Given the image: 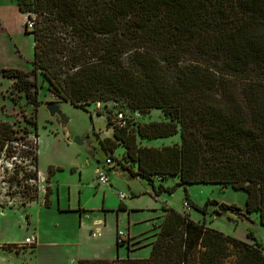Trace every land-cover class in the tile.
<instances>
[{
	"label": "trees",
	"instance_id": "obj_1",
	"mask_svg": "<svg viewBox=\"0 0 264 264\" xmlns=\"http://www.w3.org/2000/svg\"><path fill=\"white\" fill-rule=\"evenodd\" d=\"M14 1L27 20L24 34L33 37L31 71L3 68L0 76L24 93L34 132L0 121V160L22 151L31 155L34 171L14 165L9 183L37 180L41 75L57 101L76 108L123 105L119 111L126 127H113V139L100 145L109 155L119 146L125 149L129 165L122 166L120 159L117 164L127 179L146 181L155 196L188 185L242 191L246 213L256 214L264 226V0ZM150 110H160L165 120L139 124L141 114ZM30 135L34 142L27 140ZM176 135L179 145L160 148L136 141ZM154 178L178 183L155 189ZM18 194L26 197L21 205L38 196L27 184L10 195ZM49 194L46 188L45 207ZM210 205L217 203L194 208L206 214ZM163 210L147 259L77 264H264L251 231L246 237L252 243H247L193 222L187 214ZM2 249L18 253L23 247Z\"/></svg>",
	"mask_w": 264,
	"mask_h": 264
},
{
	"label": "rangeland",
	"instance_id": "obj_2",
	"mask_svg": "<svg viewBox=\"0 0 264 264\" xmlns=\"http://www.w3.org/2000/svg\"><path fill=\"white\" fill-rule=\"evenodd\" d=\"M13 6V9L9 10L4 7V1L0 0V16L6 22L0 24V69L3 68H14L24 72L31 71L30 62L33 58V37L31 35H25L23 31L24 22L26 17L17 13V7L14 0H8L7 5ZM5 4V5H6ZM6 5V7H8ZM16 7V10H15ZM0 17V20H1ZM32 79V77L30 78ZM4 85V84H3ZM11 85L5 92L0 93V121H8L15 124L20 129L26 128L31 133L34 132L33 126L31 125L32 119L29 117L32 111L31 106L26 107V103L23 100L24 93L17 92L12 89ZM37 87H38V101L40 106L37 109L36 124H37V136L38 141V172L39 174H47L48 168L59 167L63 169L55 174L60 187L61 202L68 199L65 185L75 184L79 180L78 173H81V183L85 184V189L82 193V198L87 199L88 197L94 196L98 188V174L95 170L98 168L107 176L109 185H112L113 189L122 191L123 188L117 187V184H127L133 182L127 179L126 175L121 173L118 166L115 163L107 166L105 161L109 157V154L104 152L100 142L103 139H112V127L111 118L113 112L124 109L123 105L119 103H96L92 104L85 109L76 108L69 102L57 101L50 92L48 83L44 80L41 75H37ZM2 99L4 101H2ZM7 100L13 105L12 107L7 106ZM60 107L62 114L68 119L67 130L69 132V138L62 132V130L49 118L45 106L48 103L54 102ZM26 108V109H25ZM165 118L160 110H150L146 114H141L138 118L139 124H147L153 121H164ZM87 134L89 140L92 142L91 149L87 148L84 143L82 145H76L72 143V139L75 137ZM28 141L34 142L36 138H32L30 135L27 138ZM137 144L140 146L160 148L163 146L179 145V135L166 138L157 139L150 141H140L136 139ZM21 145V142H18ZM24 152L28 149H22ZM26 150V151H25ZM22 152V151H21ZM20 151L15 155L14 165L23 168H27L28 171L33 172V163L31 161V155L22 156ZM125 149L119 146L113 150L111 157L113 159H120L122 166H127L129 163L125 160ZM12 162L7 159L0 163V177L5 180L9 177L10 167L7 164ZM77 168L76 172L72 173L70 168ZM16 169L15 167H13ZM117 169L118 173L113 170ZM12 170V169H11ZM57 171V170H56ZM55 171V172H56ZM80 171V172H79ZM38 174V173H37ZM39 178V177H38ZM154 180H156L154 178ZM135 182V181H134ZM47 183V180H45ZM45 183H39L38 180L33 185L37 190V198L41 195L39 191H46L48 185ZM178 183L176 178H168L162 180L161 183L154 182V188L157 189L159 185L163 188H173ZM8 185V184H7ZM90 185V187H87ZM9 186V185H8ZM100 186V185H99ZM102 186V185H101ZM41 188V190H39ZM55 190V186H53ZM74 191V190H73ZM114 193V190H112ZM7 193V194H6ZM11 190L3 191L0 182V245H21V240L25 235L33 233L35 223L39 222V231L43 236L46 243H54L61 245L57 247L55 251L47 252L51 254H59L57 257H49L46 252L33 251L30 248L26 250H20L18 253H5L0 249V264H72L76 262L75 258L71 254L85 250L83 246H77L79 236L76 235L78 232V221L71 217H64L58 215L57 217L41 214L38 218L34 212H31V224L29 225V231L26 232V215L22 209H17L15 203L12 200H16L18 203H22L26 200L22 194L10 195ZM55 193V191H54ZM56 196L53 194V198ZM100 194L94 198L98 199ZM12 197V198H11ZM45 197V195H44ZM138 203L143 205L145 203L155 204L154 212H144L141 218L150 216L152 218L163 215L161 208L165 206L167 209H172L178 213L187 214L193 222L204 221L207 228L218 231L226 236L234 239L252 243L246 237L248 231H251L256 241L261 244V248L264 253V226H261L258 221L256 214H247L245 211V198L246 195L242 191H235L230 187L223 188L219 185H188L184 187H175L173 192L168 193L166 191L161 192L156 199H151L148 196H139ZM207 201L216 202V206H208L206 214H202L197 211L194 207L202 209ZM113 205L115 201L111 200ZM188 202L190 208H184L183 203ZM110 205V202H106ZM55 205V204H54ZM53 205V206H54ZM218 206H225L228 208L236 209L238 212L245 214L248 218V222L253 223L251 226L248 222L241 218H236L229 214H217L216 208ZM2 207V208H1ZM12 207H14L12 209ZM44 209V208H43ZM2 211V212H1ZM165 213V212H164ZM72 218V219H71ZM159 219V218H158ZM62 222L69 224V231L67 234H62ZM151 222L138 225V229H151ZM157 222V221H156ZM162 223V220H161ZM143 225V226H142ZM118 231L125 234L126 230L124 224H120ZM137 227L134 235L138 231ZM159 231V230H157ZM84 240L88 238L87 231H82ZM91 237H89L90 240ZM23 244V243H22ZM126 246L119 247L118 255L115 254L114 250L104 249V255L116 259L117 257H126L127 253ZM67 252V253H65ZM86 253V252H85ZM150 254V248H140L129 253L127 258L129 259H147ZM86 256H84L85 258Z\"/></svg>",
	"mask_w": 264,
	"mask_h": 264
},
{
	"label": "crops",
	"instance_id": "obj_3",
	"mask_svg": "<svg viewBox=\"0 0 264 264\" xmlns=\"http://www.w3.org/2000/svg\"><path fill=\"white\" fill-rule=\"evenodd\" d=\"M4 3H8V0H3ZM4 4V7L6 9H13V6H10ZM16 10V7H15ZM17 13L18 12L17 9ZM1 17V16H0ZM4 19L0 20V24L4 23ZM6 26V22L4 23ZM24 31V29H23ZM12 80L2 78L0 76V93L3 91L5 92L11 85ZM4 84V85H3ZM1 99V98H0ZM2 101H4L2 99ZM7 106H3L2 108L7 109L6 107H12L13 105L7 100ZM57 103V101H56ZM113 130V129H112ZM112 139H113V131H112ZM39 140V136H38ZM39 150V149H38ZM37 169H38V159H37ZM49 169H51V174L48 173ZM57 170V171H56ZM63 169L57 167L50 166L48 168L47 174H39V183H45V180H47L46 185H48V189L50 191V194L48 196V201L50 202V205L48 207H45L44 205V193H41V195L38 197V200L25 203L21 205V203H18L16 200H12V203H15V206L17 209H22L23 213L26 215V232L29 231V225L31 224V212H34L36 216H39L41 214L49 215L57 217L59 214L63 215L64 217H73L78 221V232L76 235L79 236V240L77 241V246L81 245L83 246V249L85 250L82 252L77 253H67L71 254L76 260V262H72V264H77L79 260H107V261H113L115 259H112L111 257H106L104 255V249H111L114 250L116 248L115 254L118 255L119 247H117L116 244V234L119 230L120 224H124L125 230H126V238L128 239L129 246L127 248V253H131L134 250L140 249V248H150L151 251V245L154 242L156 235L160 229L161 226V220L163 221V218L165 216L164 208L163 206L161 208V211L163 212V215L156 216L154 218L150 216H145L141 218L144 212H154L157 209H155V204H149L145 203L143 205L138 203L139 196L149 197L151 199H156L158 196H155L152 193V188L147 184L146 181H143L141 179H134L133 182H128L127 184H117V187L123 188L126 193L122 191H117L113 189L112 185H109V180L105 184H99L98 190L92 197H88L87 199L82 198L83 190L85 189V184L81 183V173H78L79 180L75 184L65 185L68 199L64 202H61V195H60V187L59 183L57 181V177L55 178V174L57 172H60ZM71 172H76L77 168L73 167L70 168ZM114 169L113 171L115 172ZM56 171V172H55ZM80 172V171H79ZM103 173L98 168L95 170V173ZM118 173V171H116ZM135 181V182H134ZM159 182L157 179L153 182ZM102 185V186H101ZM53 186H55V190H53ZM87 187H90V185H87ZM184 187V186H182ZM74 190V191H73ZM114 190V193L112 192ZM54 196L53 198V194ZM121 193L124 197L122 199L119 198L118 194ZM98 197V199L94 200L95 197ZM111 200L115 201V204L111 202ZM109 201L110 205H107L106 202ZM155 201V200H154ZM55 204V205H54ZM54 205V206H53ZM12 207V209L14 208ZM2 208V207H1ZM44 208V209H43ZM2 212V211H1ZM189 217V216H188ZM159 218V219H158ZM72 219V218H71ZM190 219V217H189ZM152 222L151 229H138V225L144 224L146 222ZM157 221V222H156ZM204 221L200 222L203 223ZM62 234H67L69 231V224H66L65 222H62ZM143 226V225H142ZM136 227L138 229L137 233L134 235L132 234L135 232ZM95 228H99L101 235L99 238L93 239L91 237V232ZM87 231V235L89 236L84 240V237L82 236V231ZM33 233H30L28 235H25L23 239L21 240V245L24 242L25 239L34 237L35 242L32 247H23L21 250H26V248H30L32 252L40 251V252H46V254L49 257H57V254H51L47 252L55 251L57 247H60L61 245L54 244V243H46L43 239V236L41 235L39 231V222L35 223V228H33ZM13 245V244H12ZM3 246L6 245H0V249L5 253H12L8 251H4L2 249ZM19 246V245H17ZM126 254V257H121L119 259H126L128 256ZM84 256H86L84 258Z\"/></svg>",
	"mask_w": 264,
	"mask_h": 264
},
{
	"label": "built area",
	"instance_id": "obj_4",
	"mask_svg": "<svg viewBox=\"0 0 264 264\" xmlns=\"http://www.w3.org/2000/svg\"><path fill=\"white\" fill-rule=\"evenodd\" d=\"M28 27L30 28V25ZM111 122H112V126H111L112 129H113V127H116L118 129L125 128L126 127V120H125V116H124L123 111L117 110V111L113 112L112 118H111ZM32 138H33V136H32ZM21 148L22 149H27L26 147H21ZM9 160H11L12 162L7 164V167H10V168L12 167L11 168L12 170L11 169L8 170L10 172V175H11L13 170H14V168H13L14 167V162L13 161L15 160V157H13V158H11ZM2 161H4V160H0V163H2ZM117 161H118L117 159H113L111 157V155H109V157L106 158L105 163H106L107 166L111 165L112 163H115V165L118 166ZM19 176H21V175H19ZM38 177H39V175L37 174V180H38V182H40ZM37 180H35V179H28L27 180L26 179L20 185H17L15 182L9 183L7 181V179L5 180L4 178L0 177V182H1V186L3 188V191L11 190L12 192H18L23 184L34 185ZM97 180H98L99 184H105V183L108 182L107 176L104 173H98ZM39 190H41V188H39ZM39 192L44 193V195H45L46 191L42 190V191H39ZM118 196H119L120 199H122L124 197L121 193H119ZM183 207L188 209V208H190V204L188 202H184L183 203ZM100 235H101L100 229L99 228H95L94 230H92L90 236H91V238L96 239V238H99ZM34 242H35L34 237L27 238V239L24 240L22 246H24V247H32ZM116 244L119 245V247H121V246H126L127 247L129 245L128 239L125 238V234L123 232H121V231H118L117 234H116Z\"/></svg>",
	"mask_w": 264,
	"mask_h": 264
},
{
	"label": "water",
	"instance_id": "obj_5",
	"mask_svg": "<svg viewBox=\"0 0 264 264\" xmlns=\"http://www.w3.org/2000/svg\"><path fill=\"white\" fill-rule=\"evenodd\" d=\"M45 109L48 113V116L52 121L62 130V132L69 138V132L67 130V124H68V119L62 114L60 107L58 106L57 103L51 102L48 103L45 106ZM72 143L76 145H82L86 144L88 149H91L92 142L89 140L87 134H83L82 136L75 137L72 139ZM118 170H115V172ZM117 173V172H116ZM217 214H229L231 216H234L236 218H241L248 222V218L246 217L245 214H242L238 211H236L233 208H228L225 206H218L216 208ZM251 226H254L253 223L248 222Z\"/></svg>",
	"mask_w": 264,
	"mask_h": 264
}]
</instances>
